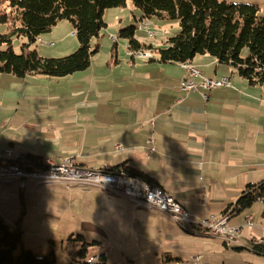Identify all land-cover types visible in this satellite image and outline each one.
Returning <instances> with one entry per match:
<instances>
[{
    "label": "crops",
    "instance_id": "crops-1",
    "mask_svg": "<svg viewBox=\"0 0 264 264\" xmlns=\"http://www.w3.org/2000/svg\"><path fill=\"white\" fill-rule=\"evenodd\" d=\"M132 14L136 19V9ZM142 20L151 23V18ZM61 41L53 55L64 56L79 46L76 40ZM117 45L107 68L82 74L70 97L53 91L45 75L0 73V105L19 114L0 129L7 134L0 153L10 148L18 155L101 170L126 162L178 199L194 222L225 216L246 184L264 180V85H252L231 65L199 54L191 61L201 71L194 82L229 76L232 86L184 90L180 82L190 75L180 63L149 61L140 54L131 59ZM6 184L21 189L22 217L15 229L24 228L30 213L28 196L43 192L53 200L56 218L70 219L61 222L62 244L65 237L82 233L98 242L107 264L111 256L102 248L111 246L122 248L127 263L118 264H187L198 255L200 264H213V256L221 258L218 264H264V253L254 250L264 242V197L229 217V225L241 231L238 242L227 245L207 228L196 233L192 228L198 224H181L108 189L31 179L22 187L19 178ZM48 238L50 245L57 243L56 237H42V252L51 249ZM25 245L22 238L21 247L34 251Z\"/></svg>",
    "mask_w": 264,
    "mask_h": 264
},
{
    "label": "trees",
    "instance_id": "trees-1",
    "mask_svg": "<svg viewBox=\"0 0 264 264\" xmlns=\"http://www.w3.org/2000/svg\"><path fill=\"white\" fill-rule=\"evenodd\" d=\"M129 2L141 9L142 19L159 16L174 18L180 24V31L168 36L160 47L142 42L136 35V25L121 29L120 37L127 39L131 59L137 54L148 53L146 58L149 61L181 64L192 61L195 55L209 54L220 63L231 65L252 85H264V15L258 14L257 6L252 3L227 0H0V23L11 19L9 31L0 34V73L17 77L38 74L61 78L84 72L99 50L93 40L107 26L103 19L106 9L125 7ZM64 19L73 24L79 46L73 53L61 57H43L34 44L40 35L50 32L58 21ZM15 36L27 38L21 53L16 52L12 45ZM116 45L117 42L113 46ZM245 49L248 50L246 55L243 54ZM22 157L34 164L44 161L35 154ZM102 170L141 176L153 183L148 174L126 162ZM262 197L264 180L246 184L239 198L228 204L223 212L229 218ZM200 228L203 227L193 226L192 229L201 233ZM21 233V229H11L0 215V264H56L53 250L43 256L35 254L32 249H23L15 260L13 251L22 245ZM67 241L79 244L71 264H107L105 253L86 260L89 248L97 245V241H89L82 233L71 234ZM254 250L264 253V242L255 245Z\"/></svg>",
    "mask_w": 264,
    "mask_h": 264
},
{
    "label": "rangeland",
    "instance_id": "rangeland-1",
    "mask_svg": "<svg viewBox=\"0 0 264 264\" xmlns=\"http://www.w3.org/2000/svg\"><path fill=\"white\" fill-rule=\"evenodd\" d=\"M227 2H233V3L239 2V3H247V4L252 3L253 5L257 6L258 12H259L258 14L262 16L264 15V0H227ZM134 9H136V14H137L136 19H134L135 17H133V14H132V11ZM141 16H142L141 9L139 7L134 6V4H132L131 2H129L128 5L125 7L107 8L103 15L104 22L107 24V26L104 27L100 31L99 36L95 37L93 40V44L95 46L98 45L99 50L92 57L91 59L92 62H91L90 67L87 70H84V72L83 71L76 72V73H73L65 77L48 78L49 82H51L50 84L52 86L51 87L52 90L59 92L61 96L70 97L72 90L76 88L75 86H77L79 82H82L81 78L82 76H84L82 74L92 72L93 68L96 70L101 67L107 68V63L109 61L108 59L111 57V52L113 49H115L114 54H116V46H113L114 43L110 39L111 36H117L119 38L117 41L118 43L117 51L119 53H126V54L129 53V55H131V52L129 51L127 52V46H126L127 39L120 37L119 32L123 28H126L130 25H136L138 28L137 31H135L137 37H142L141 41H146L147 43H150V42L161 43L162 41H165L168 36L175 35L176 33L180 31L179 30L180 24L178 20H174V18L170 19V18L165 17L163 19V18H160L159 16H152L150 17L152 24L148 31L152 33H157V36L155 34L152 36H149L146 32H144L143 30H140L138 27V23H139L138 20L139 18H141ZM148 20L150 21V19ZM10 23H11V19L9 22H4L3 24L0 23V34L6 33L7 31H9L10 26H11ZM120 25H123V26L121 27ZM74 30L75 28L73 24L69 22L67 19L60 20L58 21L57 24L53 26L50 32H46V33H43V35H40V38H38L37 42L34 44V48L37 49L42 56L44 55V53L46 54V52H49L51 53L50 55H44V56H50V57H56V58L61 57L59 55H53L57 53L55 52L56 49H59L61 47V44H60L62 42L61 40L69 39V41L76 40L78 42L77 37L73 35L75 32ZM70 37H72L73 39H71ZM25 42H27V38L15 36L12 40V45L14 47V50L18 53H21L22 45ZM53 49H54V52L52 51ZM74 51L75 50L68 52L64 55L73 53ZM246 53H248L247 49L244 50L243 54L246 55ZM146 54L148 55V53ZM146 54H140V55L143 57H146L147 56ZM8 85L11 86V82H8ZM18 115L19 114L15 113V110H11V111L3 110V106L0 105V129L11 125ZM6 135H7L6 133L0 134V146L6 143L7 141ZM5 150L3 149L0 154H3ZM10 187L11 186L9 184L0 183V212L4 216H2L1 214L0 215L3 218H5L4 221H6L7 224L10 226V228L14 230L16 228V226L14 225L19 223L20 222L19 220L22 217L23 203H22V194H21L20 187L18 186V187H15L14 189ZM48 198L49 197L45 193L39 192V191H36V193H34V195L31 197L28 196L27 198L28 206L27 207H29L30 213L28 214V217L25 219L24 228H21L23 230V233H22L23 243L25 242L26 245L32 246V248L35 251V254L43 255V256L48 251H49L48 253H50L52 250L54 251L57 245L54 251L56 254V257H55L56 264H71L74 262L73 258L76 257V252L79 249V244H77L76 241L68 242L66 237L62 244V239L58 238L60 235L64 233L63 229H61L62 227L61 222H67L70 219L66 217L56 218L57 213L54 211V206H53L54 202L53 200L48 201L47 200ZM45 201L48 202L47 205H44ZM153 209H156V208H153ZM159 211H162V210H159ZM162 212H165V211H162ZM65 225L66 224H64V226ZM76 234L78 233H75V235ZM44 236L52 237L53 239H55L54 237L57 238L55 239L57 243L51 242V245L49 242V238L45 239V240H48L50 248H51L47 252L46 251L42 252L44 251V246H43L44 243L42 242V237ZM21 246L22 245L20 244L13 251L15 260L18 259L22 253L23 248ZM76 246H77V249H76ZM213 248L214 247H211V249ZM102 249L110 253V256H111L110 264H118L120 263V261L127 263V261L125 260V257L120 256L122 248L117 247V246H111V247L102 248ZM96 250L97 252L92 253L93 251H96ZM98 251H100L98 250V246L96 245L91 246L87 252L86 260L94 259V255L99 253ZM107 259H108V256H107ZM212 259H213L212 260L213 264H218L221 261L220 260L221 258H219L218 256H213ZM192 261L193 260L190 259L189 261H187V264H191ZM228 263L230 262L228 261Z\"/></svg>",
    "mask_w": 264,
    "mask_h": 264
},
{
    "label": "built area",
    "instance_id": "built-area-1",
    "mask_svg": "<svg viewBox=\"0 0 264 264\" xmlns=\"http://www.w3.org/2000/svg\"><path fill=\"white\" fill-rule=\"evenodd\" d=\"M139 28L146 30L149 36L156 35V33L148 31L149 22L140 21ZM110 39L114 43L118 41L117 36H111ZM181 66L190 75L189 78L180 82L184 90H197L198 87L213 89L232 86L229 76H222L221 78L203 77L202 82L196 83L193 78L200 76L201 71L191 61L181 63ZM39 163L41 164L29 162L22 155L15 154L10 148L6 149L0 155V183H9L14 178H19L22 181V187H24L25 180L28 179L41 183H64L67 186L74 184L92 185L125 195L141 208H156L165 211L181 224H198V226L207 228L213 235L224 239L227 245L237 243L238 237H240L241 227L229 225L227 216L217 219L214 215H207L199 222H194L188 209L176 198L161 187L144 180L141 176H131L123 172L110 173L101 169L78 166L70 162L57 163L52 159H44L43 162ZM247 224L252 225L250 217ZM200 259L201 256H194L191 264H200Z\"/></svg>",
    "mask_w": 264,
    "mask_h": 264
}]
</instances>
